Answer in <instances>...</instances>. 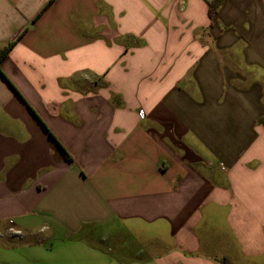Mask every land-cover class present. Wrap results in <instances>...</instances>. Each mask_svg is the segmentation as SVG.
Masks as SVG:
<instances>
[{
    "label": "crops",
    "instance_id": "1",
    "mask_svg": "<svg viewBox=\"0 0 264 264\" xmlns=\"http://www.w3.org/2000/svg\"><path fill=\"white\" fill-rule=\"evenodd\" d=\"M9 47L0 264L264 263V0H0Z\"/></svg>",
    "mask_w": 264,
    "mask_h": 264
},
{
    "label": "rangeland",
    "instance_id": "2",
    "mask_svg": "<svg viewBox=\"0 0 264 264\" xmlns=\"http://www.w3.org/2000/svg\"><path fill=\"white\" fill-rule=\"evenodd\" d=\"M130 244H131V247H134L135 251L138 252V258L141 257L140 260H143V255L145 253V250H146V246L145 245H141V244H138L137 242H133L130 240ZM113 247L115 248L114 244H113ZM154 253H156L157 255H163L165 253L164 249L162 247H157L155 250H154ZM130 260V261H129ZM127 261H129V264H143L141 263L139 260L137 261H133L132 259H128ZM260 264H264L263 262L260 261Z\"/></svg>",
    "mask_w": 264,
    "mask_h": 264
},
{
    "label": "trees",
    "instance_id": "3",
    "mask_svg": "<svg viewBox=\"0 0 264 264\" xmlns=\"http://www.w3.org/2000/svg\"><path fill=\"white\" fill-rule=\"evenodd\" d=\"M225 0H207V4H208V14L211 20H213V18H215V16L218 14L220 7L223 5ZM10 47L7 48L1 55H0V59L4 56H6V54L9 52ZM69 157V156H67Z\"/></svg>",
    "mask_w": 264,
    "mask_h": 264
},
{
    "label": "built area",
    "instance_id": "4",
    "mask_svg": "<svg viewBox=\"0 0 264 264\" xmlns=\"http://www.w3.org/2000/svg\"><path fill=\"white\" fill-rule=\"evenodd\" d=\"M16 38V36L14 37V39ZM144 115L143 114H141V117H143Z\"/></svg>",
    "mask_w": 264,
    "mask_h": 264
}]
</instances>
